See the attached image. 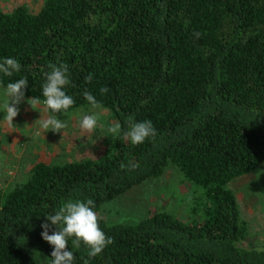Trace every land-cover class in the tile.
<instances>
[{
    "label": "trees",
    "instance_id": "trees-1",
    "mask_svg": "<svg viewBox=\"0 0 264 264\" xmlns=\"http://www.w3.org/2000/svg\"><path fill=\"white\" fill-rule=\"evenodd\" d=\"M4 58L21 71L0 73V87L26 77L24 100L40 105L48 65L67 64L63 90L74 104L47 112L91 108L88 90L121 130L96 158L38 162L0 188V264H51L42 225L53 234L47 215L62 202L91 199L100 215L168 169L194 188L186 218L160 211L113 224L101 216L113 243L89 258L70 238L73 264H264V248L245 242L251 227L229 188L264 165V0H45L34 12L19 4L0 9ZM128 117L150 120L156 136L123 140Z\"/></svg>",
    "mask_w": 264,
    "mask_h": 264
},
{
    "label": "rangeland",
    "instance_id": "rangeland-1",
    "mask_svg": "<svg viewBox=\"0 0 264 264\" xmlns=\"http://www.w3.org/2000/svg\"><path fill=\"white\" fill-rule=\"evenodd\" d=\"M45 0H0V9L9 10L26 4L31 11H38ZM6 89L0 87V188H7L25 180L31 168L38 162L58 164L96 158L100 151L113 140L115 122L107 110L86 108L76 112L52 116L45 105L35 104L33 109L22 100L17 107L19 114L9 126L4 120L3 105ZM98 113V124L91 132L82 131L79 121L84 115ZM55 117L67 124L61 132H45L35 122L42 118ZM229 188L237 197L241 218L250 225L247 244L264 248V165L247 176L234 180ZM194 192L173 170H166L157 179L133 188L100 211L109 223H136L160 211H168L186 218L188 194Z\"/></svg>",
    "mask_w": 264,
    "mask_h": 264
},
{
    "label": "clouds",
    "instance_id": "clouds-1",
    "mask_svg": "<svg viewBox=\"0 0 264 264\" xmlns=\"http://www.w3.org/2000/svg\"><path fill=\"white\" fill-rule=\"evenodd\" d=\"M199 37L200 33H194ZM50 71L46 73V82L42 86L44 105L51 109L53 112L60 113L61 111L67 112L74 104L72 96L66 94L63 90L65 86L71 83L69 68L65 63L48 65ZM21 71V64L15 58H4L0 62V73L11 77L14 73ZM94 78V73L85 77L86 83H91ZM28 86V80L26 77L20 78L15 82H10L6 86L5 95L9 98L6 99L3 105L4 120L11 126L13 120L19 114L20 104L25 98V89ZM109 91L107 87L101 88L100 93L105 94ZM83 96L87 102L93 108H100L101 105L95 98V96L85 90ZM38 100L33 98L28 100L27 103L35 109L34 105ZM98 113L90 115H84L79 121V127L82 131L91 133L98 124ZM35 124H39V127L45 132L54 131L61 132L67 127V124L55 117H48L38 119ZM121 130V125L115 123L110 131L112 133H118ZM156 136V130L150 120L135 121L134 117H128V129L122 134V139L130 141L132 144H141L148 138H154ZM131 167L135 168L138 165L133 164ZM121 168H125V165H121ZM95 203L93 200L87 201L72 200L69 199L66 202H62L61 205L55 211V214L47 215V220L51 221L52 225L56 226V230L53 234H49V224L44 223L42 228V238L53 246L51 252V264H73L75 259L74 251L68 250L69 239L71 238V249H79L81 243H83L89 250L87 256L94 258L100 255L103 250L113 243L111 237H108L100 227V221L102 217L94 210ZM84 264H89L88 260L84 261Z\"/></svg>",
    "mask_w": 264,
    "mask_h": 264
}]
</instances>
